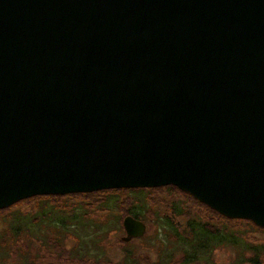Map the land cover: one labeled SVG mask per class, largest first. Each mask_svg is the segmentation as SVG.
I'll use <instances>...</instances> for the list:
<instances>
[{"label":"water","instance_id":"water-1","mask_svg":"<svg viewBox=\"0 0 264 264\" xmlns=\"http://www.w3.org/2000/svg\"><path fill=\"white\" fill-rule=\"evenodd\" d=\"M167 185L264 228V0H0V209Z\"/></svg>","mask_w":264,"mask_h":264},{"label":"trees","instance_id":"trees-1","mask_svg":"<svg viewBox=\"0 0 264 264\" xmlns=\"http://www.w3.org/2000/svg\"><path fill=\"white\" fill-rule=\"evenodd\" d=\"M162 188H168L174 194L184 193L192 200L194 199L190 194L172 185L149 188L148 191ZM122 190H128L132 194L133 190L143 193L144 189L103 190L108 191L109 196L99 199L97 207L98 211H104L105 215L95 214L96 210L93 212L87 210L86 205L82 202H72V200L81 197L97 196L94 199L100 197L99 193L93 192L33 196V198L21 200L9 208L0 209V264H41L49 260V255H57L58 252L64 254L68 262L71 261L75 264L86 262L101 264L104 256V240L112 232L120 230V220L116 221L113 218L117 212L112 210L119 204L117 196L122 193ZM128 192L127 194H129ZM143 194H147V192ZM66 199L72 203H66ZM111 199H114V206L109 204ZM173 202L174 200H172ZM135 204L139 208L146 207L144 215L153 214L152 211H149L152 207L144 196V200L137 197L125 205L128 216L140 221L146 219L139 212L132 211ZM175 208V206L173 209L169 207V211L166 212H164L165 209L160 210L155 215L154 224L158 229L157 232L162 231V236L142 238V242L149 240L151 242L148 243L149 246L151 245L158 254L156 264H210L213 261L214 252L225 247L231 251L234 257L231 264H262L264 260L263 242H250L245 238V235L233 230V227L212 225L210 222L202 220L201 217L200 219L190 216L184 223L177 222V218L181 217L182 210L178 209L177 212ZM207 208L211 210L209 207ZM211 212L216 213L214 210ZM216 214L224 218L225 222L242 220L254 230L264 232V228L257 227L248 219H229L219 213ZM69 239L74 244L65 250ZM132 255L133 253L125 255L127 261H133Z\"/></svg>","mask_w":264,"mask_h":264},{"label":"rangeland","instance_id":"rangeland-1","mask_svg":"<svg viewBox=\"0 0 264 264\" xmlns=\"http://www.w3.org/2000/svg\"><path fill=\"white\" fill-rule=\"evenodd\" d=\"M150 190L149 188H144L143 193L147 192V194L143 193H138V191H131V193L128 192V190H122V193L117 196L119 200V204L117 206H114V199H111L109 204H113L114 209L112 211L117 212L113 215V218H115L116 221L120 220L119 223V228L120 230L112 232L106 240H104V256L102 257V262L101 264H156L157 261V253L154 250L151 245L149 246V240L143 241L142 238H150L152 236H162V231H158L156 229V226L154 224L156 220V214L160 210H164V212L169 211V207L175 206V210L178 209L179 211L182 210L181 217L177 218V222L184 223L186 219H188L190 216H196L197 218L201 217L202 220L210 222L212 225H216L219 227L221 225L228 226L229 228L233 227V230H237L238 233L241 235H245V238L248 239V241H252L255 243L258 242H263L264 243V232H261L257 229H253L248 226V223H245V221L242 220H235V221H230V222H225L223 221L224 218L218 216L216 213L211 212L204 204L196 202L194 199L192 200L190 196L184 195V193H178L174 194L170 191L168 188H162V189H155V190ZM153 191V192H152ZM127 192L129 194H127ZM155 192V193H154ZM93 193H99L98 195L100 196L99 198L94 199L97 196L94 197H81L77 198L75 200H72V202H82L86 205L87 210L90 211H97V215L100 214H106L104 211L99 212L98 211V203L99 199H104L108 195V191H103L99 190V192H93ZM153 193V194H152ZM79 194H85V193H79ZM149 194V195H148ZM104 195V196H103ZM144 196L147 198L148 204L152 207L150 208V212L152 211L153 214L147 213L144 215L146 212V207L145 208H139L136 204L135 207L132 211L139 212V214L142 217H146L144 221H142L147 230L146 234L140 238H137L131 242H123L121 238L124 236V229H122V220L125 218L127 215L126 212V206L131 202L133 199H137V197L142 198L144 200ZM116 199V197H114ZM172 200L174 202L172 203ZM69 200L66 199V203H72ZM147 204V205H148ZM117 210H116V209ZM174 210V211H175ZM173 212V211H172ZM176 213V212H175ZM221 215V214H220ZM224 217V215H223ZM226 217V216H225ZM120 218V219H119ZM200 218V219H201ZM228 218V217H227ZM209 220V221H208ZM246 239V240H247ZM141 241V242H140ZM151 243V242H150ZM74 242L72 240H68L66 243V248L65 250H68ZM127 253H130L132 255V262L129 260L127 261V258H125V255ZM59 254V255H58ZM57 255H49L48 258L49 260L47 262H42L41 264H75L71 261L68 262V260L64 257V254H60L58 252ZM48 255V253H46ZM42 256V255H41ZM179 258V255H177ZM233 256L231 254V251L225 247L219 250H216L214 252V257L213 261L210 264H231V261H233ZM15 264V263H14ZM77 264V263H76ZM83 264H95L94 262H86ZM264 264V260L262 262Z\"/></svg>","mask_w":264,"mask_h":264},{"label":"bare ground","instance_id":"bare-ground-1","mask_svg":"<svg viewBox=\"0 0 264 264\" xmlns=\"http://www.w3.org/2000/svg\"><path fill=\"white\" fill-rule=\"evenodd\" d=\"M128 216V215H127ZM229 218V217H228ZM124 219V218H123ZM229 219H231V218H229ZM138 220V219H137ZM140 221V220H139Z\"/></svg>","mask_w":264,"mask_h":264}]
</instances>
